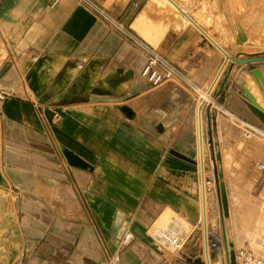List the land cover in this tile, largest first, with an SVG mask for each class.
Returning <instances> with one entry per match:
<instances>
[{"label": "crops", "instance_id": "crops-1", "mask_svg": "<svg viewBox=\"0 0 264 264\" xmlns=\"http://www.w3.org/2000/svg\"><path fill=\"white\" fill-rule=\"evenodd\" d=\"M88 1L110 19L82 0H0V190L20 201L27 262L160 264L169 237L201 228L199 114L205 180L208 112L219 152L240 120L262 123L235 76L194 91L223 58L192 23L155 0ZM149 49L175 69L158 85L140 75ZM183 254L166 264H196Z\"/></svg>", "mask_w": 264, "mask_h": 264}, {"label": "rangeland", "instance_id": "rangeland-1", "mask_svg": "<svg viewBox=\"0 0 264 264\" xmlns=\"http://www.w3.org/2000/svg\"><path fill=\"white\" fill-rule=\"evenodd\" d=\"M165 1L155 0L161 6H165L183 18L170 3ZM175 1L188 14L200 20V23L206 22L205 24L212 26V31L216 35L215 40L222 43L227 54L237 56L242 53H264V0ZM221 54L223 59L211 87L232 64L226 63L225 55L222 52ZM227 64L229 65L227 66ZM254 68L260 70L264 76V61L253 63L250 69L246 67L239 68L237 71L233 69L234 76L242 87V95L245 99L243 87L248 84L249 87L257 89L264 101V94L260 92L250 73ZM258 161H264V140L258 134H252L249 139L242 136L235 147L231 146L228 150H222L218 166L222 174L219 179L224 182L228 199L229 215L224 218L228 249L235 251L242 247H248L256 254L264 257V248L260 245V240L264 236V174L256 170L255 164ZM206 175L209 177L206 180L208 181L206 186L210 187L207 191L210 198L211 226L209 228L216 239H222L220 238L222 237V228L218 193L211 167ZM19 207L21 204L17 198L9 191L0 190V264H38L27 262L26 258L29 257L22 255V242L20 240L22 232L18 227L23 216L17 213ZM25 233L31 236L35 232ZM46 238L47 234L45 233L42 241H46ZM202 240L201 228L196 229L195 232L191 233L189 241L181 240V244L178 246L169 245L167 250L173 254L184 252L183 256L188 254L191 258L195 257L196 264H205ZM222 244L223 240L216 248H212L213 250L216 249V252L218 251L216 264H227L224 244ZM18 254L19 256H17ZM47 254L52 253H45L42 257L44 259L50 258L54 264H57L56 254ZM36 258L42 259L41 257Z\"/></svg>", "mask_w": 264, "mask_h": 264}, {"label": "bare ground", "instance_id": "bare-ground-1", "mask_svg": "<svg viewBox=\"0 0 264 264\" xmlns=\"http://www.w3.org/2000/svg\"><path fill=\"white\" fill-rule=\"evenodd\" d=\"M168 3L171 4V6H173V8H175L177 10V8L168 0H166ZM165 1V2H166ZM180 8H182L184 10L185 13H187V11L180 5L178 4L175 0H173ZM178 11V10H177ZM179 12V11H178ZM180 13V12H179ZM181 14V13H180ZM188 14V13H187ZM182 15V14H181ZM191 19L200 27V29L206 34L208 40L213 43L214 45L217 44L220 48H218L224 55H225V62L229 63V64H235L232 62L231 58L234 57H239L238 55H232V54H227L225 49L222 48L219 43L215 40V34L212 30V26H208L207 24H205L206 22H203L205 25H202L200 23V20L194 18L193 16H191L190 14H188ZM183 18L190 22L184 15H182ZM202 21V20H201ZM204 21V20H203ZM206 21V20H205ZM191 23V22H190ZM246 38V37H245ZM243 39V38H242ZM263 42V41H262ZM227 50V49H226ZM228 51V50H227ZM241 58V57H239ZM227 64V66L229 65ZM227 68V67H226ZM252 77L254 78V81L256 82L259 90L261 93L264 94V77L261 73L260 70L254 68L251 72ZM245 81V80H244ZM244 84V83H243ZM243 93L247 99V102L249 103V105L253 108V110L259 115L261 116V118L264 121V101L261 97V95L258 93L257 89L253 88V87H249L248 84L246 86L243 87ZM201 112V111H200ZM199 113V112H198ZM202 113V112H201ZM198 115V114H197ZM203 118V117H202ZM201 116L199 114V119H198V126L199 127V165L202 168V184H201V214H200V222H201V230H202V245H203V256H204V260H205V264H216L218 261V251L216 252V249H212L213 247H217L218 244L222 243V239H216V236L214 235V233L211 231V229L209 228L211 226V217L210 215L207 216L208 210L210 212V208H209V201L210 198L208 196V188L206 185L208 184V181L205 180L204 176H205V172H204V151H203V136H202V132H201ZM198 137V136H197ZM201 183V182H200ZM172 232V231H171ZM163 234V233H162ZM173 234V233H172ZM176 234V233H175ZM173 234V235H175ZM165 235V234H164ZM171 235V234H170ZM163 238V235L162 237ZM166 238V237H165ZM170 238V237H169ZM168 238V239H169ZM222 238V237H220ZM167 239V240H168ZM227 240V239H226ZM166 241V239H165ZM223 245V244H222ZM221 245V246H222ZM228 249V247H227ZM228 251H230L228 249Z\"/></svg>", "mask_w": 264, "mask_h": 264}, {"label": "built area", "instance_id": "built-area-1", "mask_svg": "<svg viewBox=\"0 0 264 264\" xmlns=\"http://www.w3.org/2000/svg\"><path fill=\"white\" fill-rule=\"evenodd\" d=\"M82 1H85L86 3H88L90 8L97 15L103 18H106V19H110L102 7L97 6L96 4L89 2L88 0H82ZM148 52H149V56L147 58L145 65L140 71V75L146 78L147 81L150 82L152 85H158L164 82L165 80L169 79L175 73V69L165 59L159 56L154 50L149 49ZM213 87H211L210 85L208 89V93L202 92L197 87H194V91L198 93L200 97L204 98L205 94H208V96L211 94ZM3 96L4 94L0 92V98ZM203 106H204V101H201V108ZM239 124L242 127V133L245 138L249 139L251 138L252 134H258L264 140L263 125L262 126L256 125V124H253L245 120H240ZM255 167L259 173L264 174V161H258L255 164ZM168 241L171 243L170 245L178 246L176 244V239L169 238ZM260 245L262 246V248H264V236L260 240ZM234 255H235L236 264H264V257L256 254L251 248H248V247H242V248L236 249L234 251ZM169 256H171V252L167 250L166 256H163L160 264H166Z\"/></svg>", "mask_w": 264, "mask_h": 264}, {"label": "water", "instance_id": "water-1", "mask_svg": "<svg viewBox=\"0 0 264 264\" xmlns=\"http://www.w3.org/2000/svg\"><path fill=\"white\" fill-rule=\"evenodd\" d=\"M168 1L171 2L182 15H184L195 27H197L206 36V34L191 19V17L187 13L184 12V10L182 8H180L173 0H168ZM215 46L220 48L217 44H215ZM231 59H232V62L235 63L234 64V65H236L235 69L237 70L244 64H251V63H257V62L264 61V53L243 54V56L241 58L234 57ZM234 65L231 64L228 67V69L226 70V72L223 73L225 78H227V77L232 78L234 76V74H235V72L233 70ZM251 72H252V70H251ZM251 109L253 110L252 107H251ZM253 112L256 114V116L258 117L260 122L264 125V121L261 118V116H259L254 110H253ZM207 116H208V123H209L208 142H209V148H210V158H211V162H212V170H213L214 180H215V184H216V190L218 193V203H219V210H220V223H221V228H222V240H223V244H224V254L226 257V263L227 264H236L234 250L228 251L227 245H226L224 218H227L229 215L228 199H227V194H226L224 182L220 181V179H219L220 176L222 177V174H221L219 166H218V164L220 163V152L215 149L214 142L212 140L211 122H212L213 118L209 112H208ZM63 154L66 157V159L70 165L86 167V164L82 160H80L76 155L71 153L70 151L64 150ZM176 155H178V154H176Z\"/></svg>", "mask_w": 264, "mask_h": 264}]
</instances>
